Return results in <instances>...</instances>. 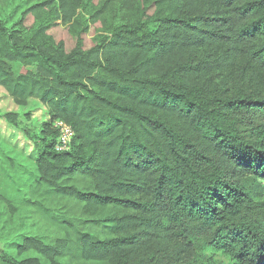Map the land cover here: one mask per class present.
Instances as JSON below:
<instances>
[{
  "label": "trees",
  "instance_id": "16d2710c",
  "mask_svg": "<svg viewBox=\"0 0 264 264\" xmlns=\"http://www.w3.org/2000/svg\"><path fill=\"white\" fill-rule=\"evenodd\" d=\"M112 1L43 0L0 20V86L18 106L34 97L49 109L29 198L0 201L57 227L16 233L7 219L0 264H41L20 257L33 251L206 264L207 250L229 258L220 264H264V0H120L140 14L118 22ZM57 118L74 128L68 151L55 148ZM54 199L92 218L59 214ZM111 205L129 212L104 217Z\"/></svg>",
  "mask_w": 264,
  "mask_h": 264
},
{
  "label": "rangeland",
  "instance_id": "374dc122",
  "mask_svg": "<svg viewBox=\"0 0 264 264\" xmlns=\"http://www.w3.org/2000/svg\"><path fill=\"white\" fill-rule=\"evenodd\" d=\"M38 1L43 0H0V20L11 19V21H14L24 9ZM137 1L140 5L142 2L144 4L145 0ZM95 3L100 7L104 2L96 0ZM139 14V12L128 11L120 0H113L107 12V15L114 22L135 20ZM148 14L150 18L156 16L157 9H151ZM101 29V22L96 23L92 25L91 33L95 34L96 31ZM229 86H231V82ZM7 113L14 116L19 125L11 123L5 116ZM48 119L49 109L39 99L29 98L25 106H18L7 91L0 86V194L6 199L17 203L26 201L29 198L30 186L38 177L36 159L41 146L39 133ZM25 132H28V134ZM258 182L264 185L263 180H258ZM79 186L83 187L84 183H80ZM255 201H264V195H256ZM49 204L59 214H68L72 218L78 217L82 220L91 217L84 213L81 205L72 200L58 201L54 199ZM15 207L0 201V227L8 219L7 229L11 228V231L16 233L48 237L56 234L57 227L52 225L45 215L40 214L33 207L24 205ZM128 212L129 210L116 205H111L103 210L104 217L123 215ZM82 228L88 229V226L84 224ZM96 232L100 233L99 235L102 238L108 236L103 230L96 229ZM200 246L201 244L198 243L197 248ZM5 251V242L0 240V254ZM199 253H201L200 250ZM204 253L209 256V261L206 264H220L229 260L226 255L220 252L214 253L207 250ZM12 255H15V252H12ZM20 257H38L41 264H105L77 259L72 255L53 259L43 258L35 251L24 253Z\"/></svg>",
  "mask_w": 264,
  "mask_h": 264
},
{
  "label": "built area",
  "instance_id": "2783aa9c",
  "mask_svg": "<svg viewBox=\"0 0 264 264\" xmlns=\"http://www.w3.org/2000/svg\"><path fill=\"white\" fill-rule=\"evenodd\" d=\"M52 125L58 132V140L55 146L56 150L57 151L70 150L75 134L73 126L60 118L54 119L52 121Z\"/></svg>",
  "mask_w": 264,
  "mask_h": 264
},
{
  "label": "crops",
  "instance_id": "0c3cea01",
  "mask_svg": "<svg viewBox=\"0 0 264 264\" xmlns=\"http://www.w3.org/2000/svg\"><path fill=\"white\" fill-rule=\"evenodd\" d=\"M17 154H18V153H17ZM17 154H16V155H17Z\"/></svg>",
  "mask_w": 264,
  "mask_h": 264
}]
</instances>
